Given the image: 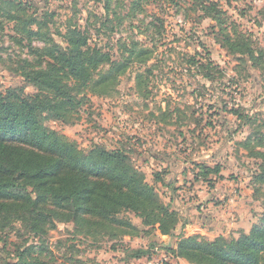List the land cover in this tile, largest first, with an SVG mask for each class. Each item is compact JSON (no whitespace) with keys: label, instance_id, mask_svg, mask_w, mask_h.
<instances>
[{"label":"rangeland","instance_id":"374dc122","mask_svg":"<svg viewBox=\"0 0 264 264\" xmlns=\"http://www.w3.org/2000/svg\"><path fill=\"white\" fill-rule=\"evenodd\" d=\"M21 1L48 22L51 40L29 39L0 14L1 93L35 95L23 61L45 67V49L65 48L68 28L116 63L130 58L113 91L86 92L71 124L42 113L40 136L52 131L82 150H122L178 213L176 237L232 239L260 223L264 157L246 148L264 153V0ZM134 48L149 51L148 61L132 56ZM13 206L0 216V264H190L166 250L177 238L132 212L117 223ZM137 251L147 254L135 259Z\"/></svg>","mask_w":264,"mask_h":264},{"label":"trees","instance_id":"16d2710c","mask_svg":"<svg viewBox=\"0 0 264 264\" xmlns=\"http://www.w3.org/2000/svg\"><path fill=\"white\" fill-rule=\"evenodd\" d=\"M28 6L21 0H0V14L20 26L29 39L51 40L48 22L30 16ZM63 38L65 48L54 45L45 49L44 57L49 61L40 59L45 67L33 68L23 61L29 67L23 77L38 90L35 95L21 97L15 90L0 92V216L19 203L34 206L35 211L52 207L77 218L96 217L103 222L125 223L118 216L132 212L145 226H158L163 236L177 238L175 246L169 245L166 250L190 264H264V214L260 223L238 238L176 237L178 213L162 201L122 150H82L66 137L58 138L55 132L38 134L42 113L51 112L71 124L76 119L73 115L87 100V91L109 94L129 67L130 58L114 62L108 53L88 46L87 36L75 27L68 28ZM28 48L41 58L40 51L32 45ZM149 54L146 49L131 51L144 62ZM108 64L109 70L100 72ZM137 82L142 83L141 75ZM246 149L264 157L256 148ZM257 180L264 181V172ZM146 254L137 251L132 257L140 259ZM15 264L32 263L23 260Z\"/></svg>","mask_w":264,"mask_h":264}]
</instances>
